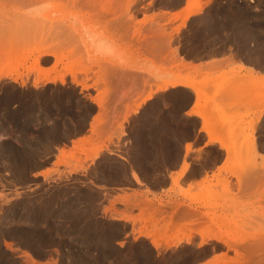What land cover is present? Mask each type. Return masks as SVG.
<instances>
[{"label":"rangeland","instance_id":"1","mask_svg":"<svg viewBox=\"0 0 264 264\" xmlns=\"http://www.w3.org/2000/svg\"><path fill=\"white\" fill-rule=\"evenodd\" d=\"M47 1L44 4L55 2ZM69 1L62 7L48 4L42 16L51 21L41 31L14 36L23 42L18 46L7 45L11 35L0 33V264H201L211 257L218 258L212 264H264V239L260 237L264 234V104L244 109L240 99L233 106L214 107L219 113L235 112L239 122L223 117L224 125L230 124L229 139L213 136L222 146L208 149L209 169L219 164L222 150L228 162L188 195L197 216L192 227L171 226L159 237L168 241L165 247L185 235L190 244L182 248L171 244L166 248L168 254L152 261L144 258L149 251L146 242L124 244L122 250L102 243L106 222L102 213L98 215L96 203L100 196L86 194L92 184L86 181L88 165L96 153L124 155V145L135 165L150 173L155 165L149 161L158 155L157 146L167 143L166 130L161 132L167 125L161 120L164 114L173 118L183 101L173 106L174 101L160 98V114L144 111L132 122L131 139L126 138L129 121L123 109L128 106L133 111L142 103L151 90V79L142 72L139 95L131 87L114 88L110 76L130 74L132 70L104 60L94 61L86 56L79 38L83 36L79 24L106 27L122 57L154 62L160 71H174L175 60L203 57L230 42L235 43L238 58L263 64L264 0H221L229 4L211 8L193 19L179 36L178 30L154 13L177 7L181 0H166L158 9L150 0H117L122 1L120 5L108 12L97 2L87 5L76 0L78 3L71 6ZM238 1L241 3L236 4ZM199 3L191 0V11L200 12ZM29 10L27 5L0 0V24H8L14 16ZM155 28L162 31L159 38ZM160 35H166L165 41ZM78 44L81 51H77ZM39 52L50 55L39 62ZM112 59L119 60L116 55ZM258 84L254 87L264 88V83ZM115 96L119 99L114 100ZM93 103L98 105L99 114L92 137L69 149L71 140L87 134ZM210 108H206L208 113ZM208 128L213 130L210 120ZM254 141L259 146L253 147ZM58 150L61 152L55 157ZM167 151L170 155L162 166L169 168L176 165L177 149L168 147ZM102 161L99 172L108 166V161ZM38 164L53 168L41 178L27 176ZM120 171L108 178L118 179ZM95 231L98 234L93 235ZM201 237L212 240L201 245ZM22 245L24 249L19 248ZM42 256L46 259L39 260Z\"/></svg>","mask_w":264,"mask_h":264},{"label":"crops","instance_id":"2","mask_svg":"<svg viewBox=\"0 0 264 264\" xmlns=\"http://www.w3.org/2000/svg\"><path fill=\"white\" fill-rule=\"evenodd\" d=\"M199 2L202 9L194 15H188L192 9L191 0H181L177 7L162 9L157 7L158 5H165L166 0H150L149 3L155 4L158 10L154 14H158L174 29L178 30L176 36H179L188 29V25L193 19L203 16L211 8L229 4L221 0H199ZM240 3L239 1L236 2V4ZM90 28L97 34L107 36L113 42V51L119 60L102 59L93 52L89 56L97 62L104 60L108 63H115L118 67L132 70L130 74L121 73L118 76H110V83L114 88H116V85L124 86L126 89L131 87V89L136 90V95H139L142 94L143 89L144 74L142 72H146V78L151 79L149 82L151 86L148 87L151 90L146 92L145 96L146 98L151 95L150 99L143 98L142 103L131 112H129L130 108L128 106L123 109L126 120L129 121L126 138H130L131 131H133L131 129L134 128L132 122L139 118L144 111H155L156 101L160 98L168 97V100L174 101L172 103L183 101L181 108L175 112L173 118L165 117L166 114H164L165 119L161 120L162 125H167V127L161 128V132L166 130L167 139L165 140L167 143L160 147L157 146L159 148L158 155L153 158L152 162L149 161V163L155 165L150 173H145L138 165H135L134 158L126 155L129 149L125 148L124 145H122V154L124 155L121 156L106 154L100 156L96 153L93 162L88 165L87 169L86 181L92 184H89L86 194L90 197L93 195L100 196L99 202L96 203V206L99 207L98 215L102 213L106 222L103 229L102 243L122 250L124 244L146 242L149 251L145 253L144 258L152 261L159 260L162 255L168 252L166 248L171 244H173L172 247L178 246V248L190 244L191 240L188 244L184 240L187 238L186 235L184 238L181 237L176 241H172L167 247L164 246V243L168 241L160 238L166 234L171 226L180 229H190L192 227L193 218L197 216L193 211L188 195H191L192 188L214 177L228 162L227 153L222 150L219 164L209 169L206 153L210 148L220 149L222 146L213 139V136L229 139L230 124L225 126L222 119L226 118L238 124L239 117L231 111L219 113L218 108H214L215 105L218 107L221 105L233 106L239 99L242 101L244 109L252 107L255 103L264 104V88L261 86L254 87L256 83H259L258 85L264 83V68H258L254 63H246V61L238 58L234 54L237 51L235 43L230 42L217 49L215 54L175 60L174 71L161 72H167L170 79L179 81L182 85L178 84L166 91H159L160 82L158 78L148 72V69L156 70L157 73L160 72L158 65L154 62L145 63V61L122 57L118 51L116 40L108 33L106 27L93 28L91 26ZM248 47H251V44H248ZM178 49L179 47H175L176 51ZM230 75L233 78L230 77L229 79ZM194 87L204 94L205 99H213L210 103L207 102L201 105L204 109L199 114L195 113L196 93ZM117 99L119 97L115 96L114 100ZM94 105V112L86 125L87 134L71 140L68 146L69 149L81 145L86 139L92 137L97 127L96 118L99 114L98 105ZM209 105L211 108L208 113L206 108ZM132 112L135 113L132 114ZM222 114H225L226 117ZM261 114L264 115V109ZM209 120L213 123V130H209L207 126ZM92 121H94L93 128H90L89 124ZM155 122L151 121V124ZM172 140L176 142L172 143ZM124 142L125 139L123 138L122 144ZM187 146L190 147L189 152L185 150ZM227 146L232 147L233 145L227 144ZM252 146L257 147L259 145L254 141ZM168 147L177 149L176 165L166 168L162 164L164 159L170 155L167 151ZM58 155L55 157H58ZM102 160L108 161V166L104 167L102 172H99L97 168L103 163ZM52 168H46L45 165L38 164L34 169L28 171L27 176L41 178L42 174ZM119 170L121 171L118 179L108 178L109 176L113 177ZM78 175L85 176L83 173ZM159 185L161 186L159 187ZM199 213L201 212L199 211ZM113 226L119 227L118 230H115ZM91 233L93 235L98 234L96 231ZM197 240L199 242L200 238L198 237ZM154 242L159 243L160 246L155 248L153 246ZM168 258L165 257V259ZM45 259L46 257L43 256L39 258V260ZM217 259V257H211L201 264H212Z\"/></svg>","mask_w":264,"mask_h":264},{"label":"bare ground","instance_id":"3","mask_svg":"<svg viewBox=\"0 0 264 264\" xmlns=\"http://www.w3.org/2000/svg\"><path fill=\"white\" fill-rule=\"evenodd\" d=\"M5 1V0H4ZM50 1V0H49ZM55 2H52V3H48L49 5L51 4H55L57 5V3L60 5V7H62L63 4H66L67 3V0H54ZM64 1V3H62ZM48 2L47 0H7V3L9 4H17V3H20L21 5L23 4L24 6H29L30 7V10L28 13H25V14H22L19 16H14L13 19L9 20L8 24H0V33H7V34H10L11 35V38L6 40V44L7 45H14V46H18L20 45L22 42L21 39H18V38H15L14 36H18V35H25L29 32H32V31H35V30H40L41 28H43V26L47 25V23L49 21H51L50 18L48 17H43L42 15L49 9V5L48 4H44ZM82 2H86L85 4L89 5V4H93L94 2H97L99 4H102L105 11L108 12V10H112L113 7L115 6H119L120 3L117 2V0H83ZM71 4L72 5H75L76 3H78L76 0H70L68 2V4ZM87 8V7H86ZM85 8V9H86ZM53 10H55V6L52 8ZM51 11V10H50ZM109 13H113V12H109ZM198 12L196 11H191L188 13V15H194ZM51 16V15H50ZM118 24V23H117ZM72 25L74 27H77L78 26V23H76L75 21L72 22ZM59 30L62 31V26L61 25H57ZM56 26V27H57ZM47 27V26H46ZM64 27V26H63ZM154 27V26H153ZM54 28V27H53ZM79 28L81 29L82 33H83V36L82 37H79L80 38V44L84 47V49H86V56H89L92 52L95 53L96 55L100 56L102 59H111L113 60L112 58L114 57L115 53L113 51L114 47H113V42L107 37V36H103L101 34H97L95 33L90 27L86 26L85 24H79ZM160 28V27H159ZM159 28H155L158 34L155 35V32H154V38L157 36V38H159V32L161 33L162 31H160ZM44 29V28H43ZM41 29V30H43ZM56 29V28H55ZM67 29V28H66ZM65 29V31H66ZM162 29V27H161ZM40 30V31H41ZM163 30V29H162ZM39 31V32H40ZM45 31V30H44ZM53 31V30H52ZM38 34V33H37ZM153 34V33H152ZM165 36L164 35L163 37L160 35V37L162 39H164L163 41H165ZM14 37V38H13ZM35 38V37H34ZM161 39V40H162ZM168 39V38H167ZM166 39V40H167ZM170 39V38H169ZM168 39V40H169ZM73 40V39H72ZM153 40H157V39H153ZM168 40L166 42H168ZM4 43V41H3ZM79 46V44H78ZM77 51H81L79 50L80 49V46L79 47H76ZM75 51V50H74ZM35 52V51H34ZM33 52V53H34ZM237 52V51H236ZM240 52V51H239ZM217 53V51H213L211 53H208L206 55H209V54H215ZM35 54V53H34ZM79 54L83 57L82 53L79 52ZM240 53H238L239 55ZM47 55H50L49 53L47 52H39L38 53V57H37V61L40 62V59L47 56ZM205 55V56H206ZM241 55V54H240ZM242 60V59H241ZM116 61V60H115ZM244 61L247 62H251V63H254V65L258 68H264V63L263 64H257L256 61H253V60H250V59H244ZM156 69V68H154ZM148 72H150L154 77L158 78L160 84L158 86V90L159 91H166L168 90L169 88H173L174 86L178 85V84H181L179 83V81H174L172 79L169 78V74L167 72H158L156 70H153L152 69H148ZM182 85V84H181ZM195 89V93H196V106H195V113L199 114L200 111L203 110L202 108V104L203 103H207L210 101H212L213 99H210L208 100L205 99L206 97L204 96L203 93H201L199 91L198 88L194 87ZM166 93V92H165ZM151 95H149L148 97H146L145 99L148 100L150 99ZM176 97V96H175ZM179 97V96H178ZM166 99L168 100L169 98L166 97ZM174 99V98H173ZM179 99V98H178ZM152 100V99H151ZM160 100V99H159ZM163 100V99H161ZM171 101V100H169ZM145 102V101H144ZM157 104V105H156ZM156 105L154 110L155 111H152L154 113H158L157 112V109L159 108V105L158 104V100L156 101ZM151 108V107H149ZM159 110V109H158ZM131 112V111H130ZM135 113V112H134ZM132 112V114H134ZM160 114V113H158ZM176 121V120H175ZM262 121V120H261ZM93 122H90L89 124V127L90 128H93ZM177 122V121H176ZM175 122V123H176ZM264 122V119L263 121ZM208 126V125H207ZM186 149V152H189L190 151V147L187 146L185 147ZM61 152V150H58L57 154L58 155L59 153ZM136 172V171H134ZM141 176V175H140ZM161 185H159L160 187ZM261 216H264V212L262 213ZM260 216V217H261ZM262 219V217H261ZM263 221H264V217H263ZM262 232V231H261ZM264 232V231H263ZM259 236V234L257 235ZM210 237V236H208ZM208 237H201L202 238V242H201V245L202 243H206L209 239L212 240L211 238H208ZM260 237H262L264 239V234L260 235ZM215 238V237H214ZM189 240L190 238H187L185 239L186 243L188 244L189 243ZM214 240V239H213ZM216 241H218L216 238H215ZM206 241V242H205ZM218 243V242H217ZM221 244V243H220ZM23 246V245H22ZM153 246L155 248H158L160 245L159 243L157 242H154ZM24 247V246H23ZM25 248V247H24Z\"/></svg>","mask_w":264,"mask_h":264},{"label":"water","instance_id":"4","mask_svg":"<svg viewBox=\"0 0 264 264\" xmlns=\"http://www.w3.org/2000/svg\"><path fill=\"white\" fill-rule=\"evenodd\" d=\"M32 169H34V168H31V170H32ZM19 248H20V249H24V247H23V246H19Z\"/></svg>","mask_w":264,"mask_h":264}]
</instances>
